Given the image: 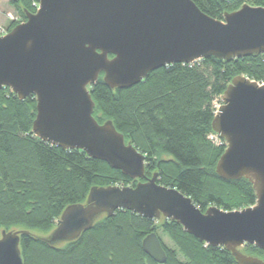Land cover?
Masks as SVG:
<instances>
[{
    "label": "water",
    "instance_id": "water-1",
    "mask_svg": "<svg viewBox=\"0 0 264 264\" xmlns=\"http://www.w3.org/2000/svg\"><path fill=\"white\" fill-rule=\"evenodd\" d=\"M25 18L0 37V90L8 87L21 101L35 97L32 134L144 180L133 188H91L83 204L62 212L44 240L57 246L75 241L98 217L125 210L175 221L195 239L226 249L236 264H264L238 251L252 245L264 252V84L235 77L211 123L225 142L216 174L248 179L256 194L254 206L232 212L209 207L203 213L177 189L156 184V174L145 178V156L125 143L111 122L94 120L89 91L100 74L109 88L126 89L166 66L264 54V8L244 5L219 21L190 0H39ZM22 233H1L0 264H23ZM141 247L153 262H166L155 233Z\"/></svg>",
    "mask_w": 264,
    "mask_h": 264
},
{
    "label": "trees",
    "instance_id": "trees-1",
    "mask_svg": "<svg viewBox=\"0 0 264 264\" xmlns=\"http://www.w3.org/2000/svg\"><path fill=\"white\" fill-rule=\"evenodd\" d=\"M190 1L219 21L244 5L264 8V0ZM38 2L12 0L11 6L24 22L25 13H34ZM15 26L10 23L8 30ZM235 77L264 84V54L166 66L126 89L109 88L100 74L89 86L92 117L99 125L111 122L124 142L145 156V178L156 174V184L177 189L203 213L209 207L241 211L255 205L252 183L220 178L215 168L225 144L208 139L214 134V103H220ZM35 116L34 96L21 101L8 87L0 90V236L3 231L23 232V264H157L141 247L151 233L160 240L164 264H236L226 249L195 239L175 221L146 219L125 210L98 217L77 240L61 246L38 237L54 230L68 206L83 204L91 188H133L144 180L130 179L81 151L41 141L31 132ZM238 251L264 260V252L255 246Z\"/></svg>",
    "mask_w": 264,
    "mask_h": 264
},
{
    "label": "rangeland",
    "instance_id": "rangeland-1",
    "mask_svg": "<svg viewBox=\"0 0 264 264\" xmlns=\"http://www.w3.org/2000/svg\"><path fill=\"white\" fill-rule=\"evenodd\" d=\"M11 1L12 0H0V28L10 32L9 29V24L14 23V24H19L23 22L20 18L16 10L11 6ZM13 29V28H12ZM11 29V30H12ZM217 102L214 103L215 109L217 110L218 106ZM151 178V177H150ZM49 235H39L38 237H41L43 239H47ZM164 243L169 245V241L166 238H162Z\"/></svg>",
    "mask_w": 264,
    "mask_h": 264
},
{
    "label": "built area",
    "instance_id": "built-area-1",
    "mask_svg": "<svg viewBox=\"0 0 264 264\" xmlns=\"http://www.w3.org/2000/svg\"><path fill=\"white\" fill-rule=\"evenodd\" d=\"M34 7H35V10L38 8V3H34ZM7 31L3 30L0 28V37H4L5 35H7ZM219 107V106H218ZM208 139L210 141H212L213 143L215 144H220V141L222 140L217 134H211L209 135ZM224 142V141H223ZM225 144V142H224Z\"/></svg>",
    "mask_w": 264,
    "mask_h": 264
}]
</instances>
